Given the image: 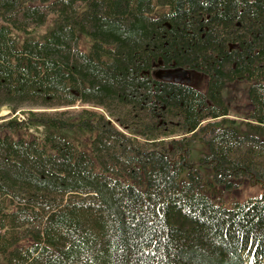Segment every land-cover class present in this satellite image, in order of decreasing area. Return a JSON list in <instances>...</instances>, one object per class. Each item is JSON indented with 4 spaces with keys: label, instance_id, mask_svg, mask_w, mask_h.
<instances>
[{
    "label": "trees",
    "instance_id": "16d2710c",
    "mask_svg": "<svg viewBox=\"0 0 264 264\" xmlns=\"http://www.w3.org/2000/svg\"><path fill=\"white\" fill-rule=\"evenodd\" d=\"M50 14L54 28L19 47L12 33ZM189 70L209 77L207 92L180 77ZM244 79L240 135L223 90ZM78 102L109 118L0 115V264H264V194H209L188 135L220 118L200 163L216 186L264 184V0H0V111ZM73 127L88 149L62 134Z\"/></svg>",
    "mask_w": 264,
    "mask_h": 264
},
{
    "label": "rangeland",
    "instance_id": "374dc122",
    "mask_svg": "<svg viewBox=\"0 0 264 264\" xmlns=\"http://www.w3.org/2000/svg\"><path fill=\"white\" fill-rule=\"evenodd\" d=\"M163 10L162 7H158L154 15L159 14ZM54 28V16L50 14L48 16L47 22L38 27L35 30H32L29 33H22L14 31L12 36L16 39L18 46L20 47L25 39H39L42 40L45 35ZM93 43L92 38L87 34H82L79 47L80 49L89 52L91 45ZM183 80L195 86L202 92H207L209 77L199 71L189 70L180 76ZM253 80H234L227 82L224 85L223 98L228 107V116L229 118L235 119L237 122L238 132L240 135H245L249 133L246 122L248 121V113L251 108V100L249 97V88L253 83ZM84 108L96 110L103 112L109 118L105 109L95 106L88 103L78 102L73 106H63L60 108L51 107V108H42L38 106H23L18 108L14 113L11 112L6 107H3L0 111V115L10 114L12 116H17L20 120L27 119L28 111H47L48 113H53L56 110H66L71 111V113H78ZM218 119H210L202 122L201 128L194 130L192 133H189L191 137L190 143V159L195 166V169L200 173L203 178L204 186L209 194L215 195L217 198H223L226 202L230 203L236 200L243 201L250 197H260L264 194V184L255 183L249 180L246 176H239L232 178L234 186L230 189H226L223 185H217L214 180L213 170L205 165L200 163L201 157L210 151L209 144L205 140L204 131L208 124V121H219ZM116 126L120 129L122 127L115 123ZM50 130V127L46 125H40L35 127L31 131L36 134H43ZM63 135H66L70 140L79 144L82 148L88 149L89 144V132L78 127H73L62 131ZM264 139V134L260 135ZM183 179L187 178V173H184L182 176Z\"/></svg>",
    "mask_w": 264,
    "mask_h": 264
},
{
    "label": "water",
    "instance_id": "95a60500",
    "mask_svg": "<svg viewBox=\"0 0 264 264\" xmlns=\"http://www.w3.org/2000/svg\"><path fill=\"white\" fill-rule=\"evenodd\" d=\"M163 78H171L173 77L174 79H177V72L176 73H165L162 76Z\"/></svg>",
    "mask_w": 264,
    "mask_h": 264
}]
</instances>
